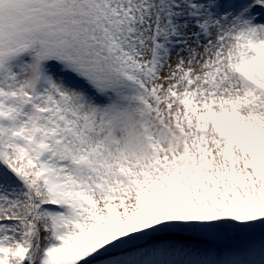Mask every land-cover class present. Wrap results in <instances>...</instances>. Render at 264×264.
I'll list each match as a JSON object with an SVG mask.
<instances>
[{
  "label": "snow or ice",
  "instance_id": "snow-or-ice-1",
  "mask_svg": "<svg viewBox=\"0 0 264 264\" xmlns=\"http://www.w3.org/2000/svg\"><path fill=\"white\" fill-rule=\"evenodd\" d=\"M0 264H264V0H0Z\"/></svg>",
  "mask_w": 264,
  "mask_h": 264
}]
</instances>
